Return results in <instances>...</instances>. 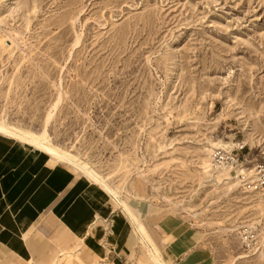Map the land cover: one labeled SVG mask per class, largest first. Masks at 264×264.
Masks as SVG:
<instances>
[{
	"label": "rangeland",
	"instance_id": "rangeland-1",
	"mask_svg": "<svg viewBox=\"0 0 264 264\" xmlns=\"http://www.w3.org/2000/svg\"><path fill=\"white\" fill-rule=\"evenodd\" d=\"M0 123L46 133L118 197L55 164L127 204L149 245L126 217L124 263L156 264L166 222L213 264H264V0H0ZM240 148L238 173L214 167Z\"/></svg>",
	"mask_w": 264,
	"mask_h": 264
},
{
	"label": "crops",
	"instance_id": "crops-1",
	"mask_svg": "<svg viewBox=\"0 0 264 264\" xmlns=\"http://www.w3.org/2000/svg\"><path fill=\"white\" fill-rule=\"evenodd\" d=\"M13 141L0 135V250L20 264H53L60 251L75 249L84 264H127L138 237L126 216L98 186ZM163 228L172 238L161 251L164 264H213L194 234Z\"/></svg>",
	"mask_w": 264,
	"mask_h": 264
},
{
	"label": "bare ground",
	"instance_id": "bare-ground-1",
	"mask_svg": "<svg viewBox=\"0 0 264 264\" xmlns=\"http://www.w3.org/2000/svg\"><path fill=\"white\" fill-rule=\"evenodd\" d=\"M0 135H3L13 140H17L23 144L29 145L32 148L51 156L57 161L68 163L76 167L77 170L83 172L87 177H89V179H91L95 184H97L106 192H108L111 196L118 197L117 193L112 188H110L96 173L89 170L85 165H82L79 162H77L75 158L73 159V157L70 154L60 151L59 149L50 145L49 142L47 141L46 133L37 135L28 131L20 130L0 123ZM119 204L124 209L126 217H128L130 221H132L134 229L136 230V233L140 236V239L147 244L149 242L147 240V236L145 235L144 229L141 227V225H139L140 223L139 224L136 223L137 219L134 213L130 210V208L127 206V204L124 201H120ZM120 206L118 205V207ZM149 250H150L151 258L154 260L156 264H164V262L162 261V257L161 255H158L157 250H152L150 247ZM63 252L64 250L60 251V256L64 255Z\"/></svg>",
	"mask_w": 264,
	"mask_h": 264
},
{
	"label": "built area",
	"instance_id": "built-area-1",
	"mask_svg": "<svg viewBox=\"0 0 264 264\" xmlns=\"http://www.w3.org/2000/svg\"><path fill=\"white\" fill-rule=\"evenodd\" d=\"M244 148H240L238 153H235L234 150L227 151L224 149H216L213 151L212 155V163L214 167L216 168H226L230 171V173H238L239 168L242 166L241 161V151H243ZM242 172V171H241ZM243 181L247 182V176L245 177L242 174ZM260 186H264V170H262L259 178Z\"/></svg>",
	"mask_w": 264,
	"mask_h": 264
}]
</instances>
